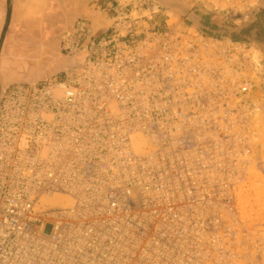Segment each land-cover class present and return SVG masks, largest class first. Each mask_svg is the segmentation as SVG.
Listing matches in <instances>:
<instances>
[{"label": "built area", "instance_id": "obj_1", "mask_svg": "<svg viewBox=\"0 0 264 264\" xmlns=\"http://www.w3.org/2000/svg\"><path fill=\"white\" fill-rule=\"evenodd\" d=\"M89 39L83 67L0 108V264H207L191 148L224 125L237 47L138 22Z\"/></svg>", "mask_w": 264, "mask_h": 264}, {"label": "rangeland", "instance_id": "obj_2", "mask_svg": "<svg viewBox=\"0 0 264 264\" xmlns=\"http://www.w3.org/2000/svg\"><path fill=\"white\" fill-rule=\"evenodd\" d=\"M25 1L18 0V25L25 13ZM105 12V17L112 18L109 32H91L86 20L80 27L98 38L131 23L143 25L147 19L152 20L150 24L159 23L157 28L161 29L155 31H164L163 25L169 20L179 33H196V28L206 38L223 44L233 42L237 47L242 58L237 71L233 73L229 64L224 65L223 89L228 93L222 113L224 125L206 128V141L192 143V179L207 187V264H264V0H122ZM44 20L40 22L39 39L45 37L54 19L47 14ZM144 26L148 28L147 23ZM18 35V40L26 39ZM90 36L82 40L83 44L89 43ZM73 39L65 42V55L80 51H70ZM90 56L88 48V57L80 67ZM71 71L35 86L60 81ZM228 80L240 85L248 82L249 91L233 97L234 86ZM15 86L31 85L12 86L3 103Z\"/></svg>", "mask_w": 264, "mask_h": 264}, {"label": "crops", "instance_id": "obj_3", "mask_svg": "<svg viewBox=\"0 0 264 264\" xmlns=\"http://www.w3.org/2000/svg\"><path fill=\"white\" fill-rule=\"evenodd\" d=\"M118 1L121 2L122 0H26L23 3V11H25V13L22 14V20L20 22L21 25H18L17 23L19 8L17 2L15 27L17 28V34H19L18 37L26 38L25 40L27 41H25V45H27V48L30 46L34 47L35 45H41L44 49H48L49 47L51 48L52 46L55 47L56 45H59V40L56 41L55 39L56 36L71 28L79 18L90 23L91 32H95L96 34L100 32L102 33L105 29L111 27L112 25L109 24V21H112V18L104 16V14H106L105 11L111 6H116ZM47 14H50L54 20H52L53 22L51 23L50 28L46 29L45 37H43V39H39V31L41 30L40 22L46 21L44 19ZM149 21L152 20H146L148 28L150 27L154 30L161 29L160 27L159 29L157 28V26H160L158 22L153 24L151 23V25ZM82 22L83 21H81L78 25L82 24ZM166 28H171L169 20H166L162 29ZM195 30L198 31L196 28ZM73 37L74 34L69 39ZM15 40H18L16 36ZM18 41L20 42L21 40ZM19 46L26 49L23 45ZM61 58L62 56L60 55L58 59L53 61L56 63V69L58 70L60 69V67L58 68V64L61 62ZM53 74L54 72L52 71L51 77H53Z\"/></svg>", "mask_w": 264, "mask_h": 264}, {"label": "flooded vegetation", "instance_id": "obj_4", "mask_svg": "<svg viewBox=\"0 0 264 264\" xmlns=\"http://www.w3.org/2000/svg\"><path fill=\"white\" fill-rule=\"evenodd\" d=\"M81 21L84 20L79 18L75 22L72 34L62 41L59 48L56 45L44 49L41 45H35L24 49L18 45L17 48L15 46L11 48L8 57L0 56V106L12 86L51 78V73L56 68V63L53 61L61 54H66L63 49L64 44L74 34ZM21 41V44H25L27 40Z\"/></svg>", "mask_w": 264, "mask_h": 264}, {"label": "water", "instance_id": "obj_5", "mask_svg": "<svg viewBox=\"0 0 264 264\" xmlns=\"http://www.w3.org/2000/svg\"><path fill=\"white\" fill-rule=\"evenodd\" d=\"M17 2L18 0H0V56L2 55L4 57H8L11 52V48L15 45H24V47L27 48V45L21 44V41L19 42L18 40H15V36L17 35V28L15 27ZM74 26L75 25H73L67 31H64L60 35L56 36L55 39L56 41L59 40V45L65 38L72 34ZM109 30L110 28H107L104 30V32H109ZM61 56V62L58 64V68L60 67V69L54 72L52 75L53 77L82 66L88 57V44H83L80 51L75 55L68 56L61 54ZM51 78L45 79V81ZM18 84L20 85V83ZM23 85L35 86L37 85V82H27L23 83Z\"/></svg>", "mask_w": 264, "mask_h": 264}, {"label": "trees", "instance_id": "obj_6", "mask_svg": "<svg viewBox=\"0 0 264 264\" xmlns=\"http://www.w3.org/2000/svg\"><path fill=\"white\" fill-rule=\"evenodd\" d=\"M232 39H233L234 41H237V38H236V36L232 37Z\"/></svg>", "mask_w": 264, "mask_h": 264}, {"label": "bare ground", "instance_id": "obj_7", "mask_svg": "<svg viewBox=\"0 0 264 264\" xmlns=\"http://www.w3.org/2000/svg\"><path fill=\"white\" fill-rule=\"evenodd\" d=\"M57 200V199H56Z\"/></svg>", "mask_w": 264, "mask_h": 264}]
</instances>
